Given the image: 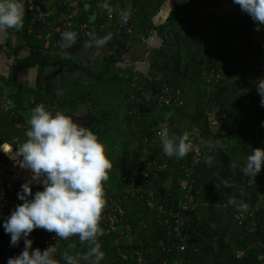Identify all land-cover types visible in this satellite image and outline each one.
<instances>
[{
	"label": "crops",
	"instance_id": "crops-1",
	"mask_svg": "<svg viewBox=\"0 0 264 264\" xmlns=\"http://www.w3.org/2000/svg\"><path fill=\"white\" fill-rule=\"evenodd\" d=\"M28 1L39 11L37 15H42L40 22L48 23V29L54 30L45 38L43 48L61 53L66 63L17 69L12 49L33 31L30 21L33 13L24 9L19 31H0V115L8 105L12 107L15 90L25 110L37 94L48 107H58L56 111L72 116L85 112L94 115L93 106L102 101L97 100L100 96L90 95L93 86L100 84L90 75L104 73L110 82L113 76L119 82L118 87L110 86L112 91H120L114 102L121 99L123 104L126 100L137 103L140 114L133 113L125 128V135L134 134V139L129 137L127 144L135 148L138 143H145L144 138L138 140L142 127L161 113V106L169 104L165 100L172 97L179 100L176 105L182 107V114L177 117L178 121L173 124L175 131L170 135L187 134L193 153L187 169L195 168L198 163L211 168L210 195L206 199L198 190L202 196L199 208L208 212L207 224L190 233L193 244L200 249L199 264H262L264 244L250 243L240 223L248 209L260 206L263 201L258 185L264 168L254 179L245 176L240 168L253 149L264 148V133L258 132L256 124L249 120L253 104L241 96L242 87L247 86L255 99V85L245 82L242 71L241 75H231L232 65L243 54L245 46L244 31L235 20L233 0H210L216 2L211 6L195 1L194 29L185 41L186 6L193 0H75L74 7H68L66 0ZM71 12L74 13L72 27L63 31L52 29V22L63 23ZM108 13H114L113 17L109 18ZM82 14L89 17L87 28L80 27L83 23L76 27V18ZM124 16L128 17L127 25L120 24ZM38 28L43 31L42 26ZM76 29L80 32L76 33ZM67 32L74 34L73 41L62 39V34ZM24 55L21 52L18 57ZM87 70L92 74L88 75ZM121 82L126 83L123 89ZM171 85H176L173 95ZM156 104L160 107H154ZM159 117L160 123L166 124V114ZM26 127L28 121L22 126ZM204 129L210 132V149L196 142V135ZM13 141L19 143L16 138L3 143ZM204 150L209 154L206 157ZM160 153L163 154L161 149ZM179 160L163 155L160 169L165 171L164 185L169 184ZM236 241L246 245L245 258L242 251L232 256L228 242ZM85 263L96 264V257Z\"/></svg>",
	"mask_w": 264,
	"mask_h": 264
},
{
	"label": "trees",
	"instance_id": "trees-1",
	"mask_svg": "<svg viewBox=\"0 0 264 264\" xmlns=\"http://www.w3.org/2000/svg\"><path fill=\"white\" fill-rule=\"evenodd\" d=\"M195 1H200L202 5L208 4L209 6L216 3L210 0H193L189 6H186L187 11L185 14L188 23H185L183 27L185 33L183 34V41L187 39L194 29L196 11L193 9V6ZM89 6L91 7V2ZM24 9L26 8L24 7ZM235 9V20L239 24V29L244 31L245 46L243 54L237 57L232 65L231 75L233 76L241 75L239 65H242L247 72H254V67L257 64L255 53L258 46V41L254 36V30L257 27L256 23H254L246 13L242 12L238 5H235ZM28 12L33 13L30 14L33 31L27 34L23 43L18 44L12 49V53L16 56L15 63L18 67L17 69H28L31 66L47 67L56 65L57 63H61V65L66 63L65 57L61 55V53L50 52L48 49L43 48L46 36L52 34L54 30L48 29V27H50L48 23L40 22L37 15L39 11L37 9ZM178 13L179 12L176 11L175 16H178ZM88 19L89 17L85 14L78 15L76 18V27H78V25L80 26L82 23L87 25ZM52 23V29L58 26L55 21ZM45 24H48V26H45ZM38 26H42L43 31H39ZM75 32L79 33L80 30L76 29ZM21 52H25V55L18 57ZM69 64L73 66L76 65L72 62H69ZM79 69L83 68H69V70L72 71H77ZM86 73L88 75L92 74L88 70ZM97 75L98 76L90 75L96 83L109 82L104 76V73H99ZM112 78L114 82H117L116 76ZM11 85H14V81ZM171 86L173 90L170 94L173 95L176 91V85ZM235 89L237 90V86H235ZM166 93L169 95L168 92ZM241 96L243 98H248L253 104L249 120L256 124L258 132L264 133V107L260 106V98L256 97L253 99L247 86L242 87ZM172 98H170V103L167 105L160 107L156 104L154 106L160 107L161 113L158 112V114H166L168 120L166 124L160 123L161 117L157 114L154 116L153 120L147 122V125L142 127V134L138 138V140L142 138L146 139L145 143L140 142L135 148H130L126 143H123L118 148H111L110 146L106 148L105 154L111 161L113 169L111 168L112 172L110 170L111 173H108L109 179L104 183V189L107 188L105 184H108L110 181L111 187L114 184V186L119 188L121 193L111 197H105V201L107 203L109 199L117 198L120 200V204L124 210L123 220L126 221L130 227L128 232L125 231L126 234L124 238L116 239L115 234H106L103 225L99 224L102 229V234L97 236L96 241L81 242L78 236H71L68 239L58 238V240L53 243L51 237L54 233H49L43 229H34L29 236V239L33 242V249L39 248L43 250L48 246L55 248L56 252L54 258L57 264H68V260L65 259V257H70L72 259V264H86L85 262L88 261V259H92V257L96 256L93 254L89 256L87 260H84L83 257L85 253L96 244H98V246L100 245L98 250L102 253V259L99 261V264H181L182 262L185 264H199L200 249L193 244L190 233L191 231L203 228L207 224L208 212L205 208H199L202 196H199L198 190L203 193V197L206 196V199L210 195L211 168L209 165L198 163L195 168L187 169V165L189 166L190 164L188 161L191 160V156L193 155V153L189 151L184 158L179 160V165L173 171L174 173L170 177L169 184L164 185L165 171L157 168V165L162 163L164 155L160 153L161 145L157 132L162 128H167L169 132L175 131L173 124L176 120L178 121L177 117L182 114V107L176 105L179 100H173ZM38 104L44 105L52 112L58 110V107L54 108L53 106L48 107L45 105V100L39 98L37 94L27 106V110H25L22 108L19 101V94L15 90L12 107H7L6 112L0 115V144L15 138L19 140V143H22L26 139L24 133L29 125L26 129H23L22 126L28 121L27 115L29 116L32 108ZM102 105L103 104L98 103L93 106L94 115H91L92 122L88 127V129L98 137L99 141H101L103 137H107L106 125L109 120L120 119V122H124L123 124H125L127 128L133 113H139L137 103L133 100H126L125 104H123L122 112L119 113L115 111L116 108H120L121 103L119 102L111 103L108 106V109H112L113 111L111 114L106 113V109ZM151 128H153V130H150ZM119 132L122 138H129L134 135L129 134V132L128 135H125L126 130L124 129ZM196 136V142L199 143L201 147L210 149V132L208 129H204ZM142 148H146V151H148L147 148L151 149L152 152H148L151 155L154 154L157 165H146L139 161L141 156L147 155L145 151L143 153ZM7 155L12 158L11 153H7ZM203 155L206 157L209 154L204 150ZM183 164L185 165L184 168H182ZM8 170V160L2 155V157L0 156L1 209L3 208V199L9 197L10 194H14L17 197V193L20 191L21 185L23 184L22 182L10 184L8 181L4 180L3 178L8 173ZM136 172L140 175L138 178H134V173ZM143 172H147V175L143 176ZM155 172L157 173L156 175ZM124 175L128 178L127 181L122 180ZM192 177L194 178L193 185H191L192 181L191 183L189 182ZM129 182H133V184L127 187L126 185ZM183 186L185 188L190 186V194L193 197L192 202L189 203V206L185 209H182V204L187 202V198L185 197L186 190L183 189ZM37 190H41V185L32 184L33 193ZM258 191L263 197L262 204L255 208L248 209L246 215L241 218L242 220L240 223L250 243H262L263 245L264 174L259 181ZM194 204H196V208H192ZM14 208L4 209L0 213V237L2 239V244L0 245V264H7L8 258L18 255L24 247L23 239H21L17 246H11L10 234H6L2 227L4 221ZM182 244L185 245V249L182 252H178L177 247ZM228 244L233 257H235L237 251L243 252L244 256L242 258L246 257L245 253L247 247L242 241H236L232 244L228 242ZM262 250V256L264 257V248ZM136 252L141 254L140 262H136L134 259ZM261 262L263 264L264 260H261Z\"/></svg>",
	"mask_w": 264,
	"mask_h": 264
},
{
	"label": "clouds",
	"instance_id": "clouds-1",
	"mask_svg": "<svg viewBox=\"0 0 264 264\" xmlns=\"http://www.w3.org/2000/svg\"><path fill=\"white\" fill-rule=\"evenodd\" d=\"M246 13L259 30L264 26V0H233ZM24 6L21 0H0V31L23 26ZM62 39L73 41L74 34L63 33ZM102 43V41L98 42ZM260 106L264 107V79L256 83ZM28 129L22 143H3L0 149L11 153L19 167L32 173L31 180L21 185L16 205L2 227L10 234V245L17 246L23 239V250L9 257L7 264H57L56 249L48 246L41 250L32 248L30 233L43 229L59 239L78 236L81 242L96 241L102 234L99 226L105 207L104 183L112 163L98 137L71 114L52 112L44 105L32 108ZM162 152L169 158H184L191 150L187 134L172 136L167 128L157 133ZM264 168V148H255L246 157L240 171L254 179ZM38 182L41 190L33 193L32 183ZM96 244L83 259L95 254L96 264L102 253ZM72 264L70 257H65Z\"/></svg>",
	"mask_w": 264,
	"mask_h": 264
},
{
	"label": "built area",
	"instance_id": "built-area-1",
	"mask_svg": "<svg viewBox=\"0 0 264 264\" xmlns=\"http://www.w3.org/2000/svg\"><path fill=\"white\" fill-rule=\"evenodd\" d=\"M21 2L23 3V6L26 8V12L32 11L34 9L32 7L33 5L31 6V1L21 0ZM66 4L68 7H74L76 3H75V0H66ZM24 15H25V11H24ZM107 15L109 18H112L114 13H108ZM41 16L42 15H38V19L40 21L42 20ZM72 16H74L73 12H71L67 16V18L64 20V22L59 24L56 27V29L59 28V29H61V31H63L67 27H72L73 26V21H71ZM127 23H128V17L127 16L122 17L120 24L121 25H127ZM86 26H87L86 24H82L80 27L86 28ZM256 29H257V27L254 30V36L258 41V46L256 48V53H255V58L257 60V64L254 67V72H247L246 69L242 65H240V69L242 71V75H243L245 82L248 85H255V89H254L255 97L260 98V96L257 92V89H256V83L258 80L264 79V26H260L259 30H256ZM46 38H48V36H46ZM165 103L166 104L170 103V100L169 99L165 100ZM263 120H264V116H263ZM144 151H145V153H147V155L141 156L139 161L145 163L146 165H148V164L155 165L156 162H155L154 155H151L146 150H144ZM144 151H143V153H144ZM161 167H162L161 165H157L158 169H160ZM142 175L146 176L147 172H143ZM139 176L140 175H138L137 172L134 173V178H138ZM122 180L127 181L128 178L124 175L122 177ZM19 182L24 183L22 180H19ZM32 184L34 185L35 183H32ZM132 184H133V182H129L126 186L128 187V186H131ZM183 189L186 190L185 197L187 198V202H184L182 204V209H185L189 206V203L192 202L193 197L190 194V190H191L190 186H188L186 188L183 186ZM3 201H2L3 208L2 209L0 208V213L4 209L14 208L19 203H23V201L19 202V200L17 199V197L14 194H10L9 197L4 198ZM123 215H124V210L120 204V200L118 198L117 199H109V201L105 204V207L101 213V218H100L99 224L103 225L104 232L106 234L113 233L116 235V239H123L126 232H128L130 230V227L127 224V222L123 220ZM51 239H52L53 243H55L58 240V238L55 236V234L51 237ZM1 244H2V239L0 237V245ZM184 249H185V245H183V244L179 245L177 247L178 252H182V251H184ZM134 259L136 262H140L141 261V254L139 252H136ZM181 264H185V263L182 262ZM263 264H264V262H263Z\"/></svg>",
	"mask_w": 264,
	"mask_h": 264
},
{
	"label": "rangeland",
	"instance_id": "rangeland-1",
	"mask_svg": "<svg viewBox=\"0 0 264 264\" xmlns=\"http://www.w3.org/2000/svg\"><path fill=\"white\" fill-rule=\"evenodd\" d=\"M121 83H123V82H121ZM118 84H119V82H114V80L111 79V82L109 81L108 83H100L98 85L93 86V88L91 89L90 95L91 96H94V95L95 96H97V95L100 96L99 98H97V100L102 101L101 104H103L102 106L106 109L105 110L106 113H109V114L113 113L112 109H108V106L111 103H114V100L118 96L117 94H120V91H118L117 89L112 91L110 86L111 85H115L116 87H118ZM0 85H1V81H0ZM6 85H8V83ZM125 86H126V83H123L122 86H121L122 89ZM118 102L121 103V105H120V108H116L115 111H117L119 113V112H122V107H123V103L122 102L123 101H121V99H118ZM8 107L10 108V105H8ZM123 123L124 122H122V121L120 122V119H118V120H114L113 119V120H109L108 121V123L106 125L107 137L105 136V137L102 138V140L105 141V142H103L102 140L100 141L104 145L105 151H106V148L108 146H110L111 148H118L123 143L127 144L129 142V140H131L130 138L134 139V136L130 137L129 139H126V137L122 138V135H121V133L119 131H121L122 129L125 130L126 126ZM8 142H10V141H8ZM15 148H16V146L14 147V145H13L11 154H13L15 152ZM2 155L6 156L7 158H9L14 163V166H11L10 162H8L9 170H8V173L5 175V177L3 178L4 180L8 181L10 184L11 183L15 184L16 182H19V180H22L24 183L25 182H29L31 180L32 173H31L30 170L23 169V168L19 167L15 159L12 160V158H10L7 155V153L3 152V150L0 149V156L2 157ZM112 169H110L111 172H112ZM20 172L22 173L21 175H19ZM111 172L109 171V174ZM115 172H117V171H115ZM33 183H35L36 185H40L38 182H33ZM105 185L107 187V188L104 189L105 197H111L113 195H118V194L121 193L119 188L117 186H114V184L111 187V182L110 181L108 182V184H105Z\"/></svg>",
	"mask_w": 264,
	"mask_h": 264
},
{
	"label": "flooded vegetation",
	"instance_id": "flooded-vegetation-1",
	"mask_svg": "<svg viewBox=\"0 0 264 264\" xmlns=\"http://www.w3.org/2000/svg\"><path fill=\"white\" fill-rule=\"evenodd\" d=\"M73 117L87 128L90 126V123L92 122V116L90 115V113L85 112L79 116H73Z\"/></svg>",
	"mask_w": 264,
	"mask_h": 264
},
{
	"label": "bare ground",
	"instance_id": "bare-ground-1",
	"mask_svg": "<svg viewBox=\"0 0 264 264\" xmlns=\"http://www.w3.org/2000/svg\"><path fill=\"white\" fill-rule=\"evenodd\" d=\"M13 160V159H12ZM22 173L20 172V174L19 175H21Z\"/></svg>",
	"mask_w": 264,
	"mask_h": 264
}]
</instances>
